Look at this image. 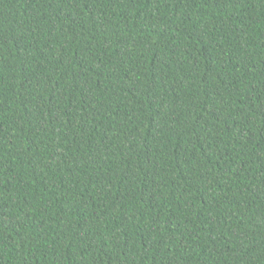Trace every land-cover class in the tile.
I'll return each instance as SVG.
<instances>
[{
	"label": "trees",
	"instance_id": "1",
	"mask_svg": "<svg viewBox=\"0 0 264 264\" xmlns=\"http://www.w3.org/2000/svg\"><path fill=\"white\" fill-rule=\"evenodd\" d=\"M0 264H264V0H0Z\"/></svg>",
	"mask_w": 264,
	"mask_h": 264
}]
</instances>
